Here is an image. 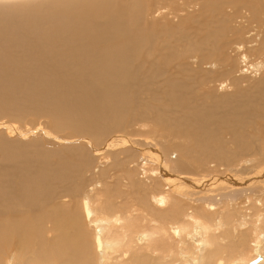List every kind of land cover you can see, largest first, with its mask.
<instances>
[{
    "label": "bare ground",
    "instance_id": "1",
    "mask_svg": "<svg viewBox=\"0 0 264 264\" xmlns=\"http://www.w3.org/2000/svg\"><path fill=\"white\" fill-rule=\"evenodd\" d=\"M206 47L217 78L238 60V77L264 67V0H0V116L23 114L0 121V264H264V86L253 87L255 99L256 89L247 95L235 79L223 110L215 87L199 97L186 56ZM135 100L150 112L163 102L177 108V118L162 110L158 121L185 138L187 164L169 170L151 151L160 143L128 135ZM41 116L75 135L18 123ZM15 136L48 142L17 141L19 150L39 148L20 153ZM210 160L217 165L208 168ZM120 164L126 191L106 180ZM213 191L228 199L226 212H211ZM237 192L257 195L237 202Z\"/></svg>",
    "mask_w": 264,
    "mask_h": 264
},
{
    "label": "rangeland",
    "instance_id": "2",
    "mask_svg": "<svg viewBox=\"0 0 264 264\" xmlns=\"http://www.w3.org/2000/svg\"><path fill=\"white\" fill-rule=\"evenodd\" d=\"M259 5H260V2H258L257 3V8H258V12H259V15H260V13H261V11H260V9H259ZM181 13H184V11L182 10V11H179V14H181ZM256 15V14H255ZM259 15H256V16H259ZM255 22V21H254ZM179 42H180V44H179ZM178 42V44L181 46H179V45H177V43L176 44H174L175 46H174V49L176 50V51H178V49H179V51L180 50H182L183 51V49H185V48H187V47H183V46H185L183 43L184 42H182L181 43V41H179ZM183 45V46H182ZM180 47V48H179ZM183 47V48H182ZM207 48V47H206ZM208 51H209V49L207 48V49H205V50H199V51H197V52H191L192 53V55H189V54H187V56H186V59H187V61H188V63L189 64H192V66H193V69L191 70V73H193L192 75H190V73L189 72H185L184 71V69H185V66H184V64H182V68H183V73H181L180 75H182V76H180V78L179 79H181L182 81H184V83H186L185 81H187L188 79H186V77L188 78V77H190V76H192V78H193V80H198V81H200V83L198 84V88H199V90H198V95H199V97H202L203 96V98H204V96H205V94H210L211 92H213V90H214V87L217 89V91H218V93H222V92H224V93H228V92H231V91H234V89H235V86H234V80L235 79H239L240 81H241V85L243 86V88H244V93L245 94H247V95H250V94H252L253 92L255 93H253V95H250V97H252V98H258V96H259V91L257 90L258 88L256 87V88H254V89H256V91L253 89V87H255V86H258V84H262V86H264V84L262 83V82H264V67H262V68H260V69H257V68H253V67H250V71L249 72H247L246 73V76H244V77H238L237 75H236V73H237V68L239 67V64H240V60H238V64H237V67L236 68H234V69H232L231 71H229V72H227V73H225L223 76H220V77H216V75L212 72V70H211V68L209 67V66H211L212 64H214L215 63V58H207L206 56H207V53H208ZM233 53H235V52H233ZM190 56H192V57H190ZM202 58V59H201ZM185 59V60H186ZM184 60V59H183ZM249 60H251V59H249ZM190 61V62H189ZM256 62V61H255ZM254 62V60L252 61L251 60V62L250 63H255ZM188 64V65H189ZM190 75V76H189ZM182 77V78H181ZM185 77V78H184ZM184 78V79H183ZM186 79V80H185ZM180 80V81H181ZM222 81H224V85L225 84H227L226 86H223L222 85ZM262 81V82H261ZM256 82V83H255ZM252 84H253V86H252ZM250 86H252V87H250ZM249 88V89H248ZM182 89H184V88H180V90H177L178 91V95H180L181 94V96H178V97H183L182 95H184L185 94V92H186V89H185V91L184 90H182ZM263 89H264V87H263ZM247 90H248V92H249V94H248V92H247ZM253 92H252V91ZM180 92V93H179ZM182 92H183V94H182ZM252 92V93H251ZM151 94V95H150ZM169 93L168 92H162V96L164 97V99H168L169 98V95H168ZM221 95V94H220ZM152 96H154V93H149L148 94V99H150ZM167 96V97H166ZM255 96V97H254ZM209 99H211V97H208V98H206V100H209ZM225 100V98H224V95H223V93H222V96L220 97V100L219 101H221V103H222V105L221 106H219V107H221L220 109L221 110H223V101ZM141 102H143V101H141ZM141 102L140 101H138V100H135V104L137 105V103H138V105L139 106H137L138 107V109H139V107H140V109L139 110H137V113H136V117H137V121H136V123L132 126V127H129V129H130V131L129 132H127L128 133V135L129 136H135L134 134H136V136L137 135H139L140 133H141V137L140 136H138L137 138L139 139V142H142L144 145L146 144V145H148L146 142H148V143H151V144H153V147H154V144L156 145L157 144V146H159L160 144V146L159 147H154V148H151V151L152 150H157V152H160V153H162L161 155H160V153H157V155H158V157L159 158H162L163 159V161H164V163H167V165H168V168H169V170H172V168H174V167H176L175 166V164H177V163H179L180 161H181V159H183L185 162H186V164H187V162H188V159L187 158H180L179 156L181 155V152L184 154V155H186V151L188 150V149H186L185 148V146H187V141L186 140H184L185 138H177L176 136H174V133H175V130L174 129H167V128H165L162 124H160L161 122H159L158 120H159V115L160 114H158V113H161L162 112V110H166L167 111V113H168V115L169 116H171L172 118H177L178 117V113L179 112H177V108L176 107H174L172 104L170 105V103H168L167 104V102H163V104L164 105H162L161 103H158V105H160L159 107H160V111H159V109H158V111L156 110V108H154L151 112L150 111H147V109H148V106H145V104H144V102H143V104H141ZM134 104V106H136ZM140 104H141V106H140ZM165 104H167L166 106H170L171 107V109H170V107H166L165 106ZM146 107V108H145ZM162 107V108H161ZM164 107H166L165 109H164ZM143 108V109H142ZM170 110H169V109ZM176 108V109H175ZM214 108V106H206L205 107V109H206V112L207 111H209V110H211V109H213ZM5 110H7V109H5ZM146 110V111H145ZM259 111V113H261L262 115H264V105L262 106V108H259L258 109ZM139 111V112H138ZM153 111H154V113H153ZM261 111V112H260ZM9 112V111H8ZM147 112V113H146ZM173 112H177L176 114L175 113H173ZM4 112H1V114H3ZM140 113V118H139V116H137L138 114ZM144 113V115H142ZM150 113V114H149ZM8 114V115H7ZM22 114V113H21ZM21 114L19 115V114H17L16 116L15 115H10L9 113H7L6 112V114L4 113L3 115L4 116H0V118L1 117H3V119L1 118L0 119V121L2 122V121H12V120H14V118H17V117H20L21 116ZM178 114V115H177ZM23 115V114H22ZM147 115H150V116H147ZM176 115H177V117H176ZM9 116H15L13 119H11L12 117H9ZM143 116V117H142ZM43 117H44V115H43ZM42 116L41 117H39V118H31V121H29L30 120V118L29 119H27V118H24L23 120H27V121H23L22 119L21 120H19L18 121V123L20 122V124H22L23 125V127H30V126H35V123L37 124V123H39V122H43V123H45V125L47 126H50L51 125V127H50V129H52L53 128V131L55 132H57L58 130H57V128H55V126L53 125L52 126V123H53V120L51 119V117L49 118V117H47V116H45V118H43ZM141 117L143 118V119H141ZM145 118L147 119L146 120V122H144L143 120H145ZM157 119V121L159 122H157L156 121V119ZM10 119V120H9ZM18 119V118H17ZM34 121H33V120ZM36 119V120H35ZM44 119V120H43ZM46 119V120H45ZM48 119V120H47ZM148 119H150V120H148ZM141 121V122H139V121ZM154 120V121H156V123L155 122H152V121ZM30 123H29V122ZM47 121V122H46ZM48 121H49V124H48ZM143 121V122H142ZM147 121H150V122H147ZM0 122V123H1ZM24 122V123H23ZM28 122V123H27ZM33 122V123H32ZM35 122V123H34ZM144 123L147 125L146 127H145V125H144ZM154 123V124H153ZM34 124V125H33ZM135 125H136V127H135ZM142 125H143V127H142ZM148 125L149 126H151V127H148ZM158 125H160V127H158ZM155 126H157L158 128H156ZM162 126V127H161ZM135 128V129H134ZM138 128V129H137ZM141 128V129H140ZM153 128H155V129H153ZM163 129V131H164V133H163V131H162V129ZM264 128V125L262 126L261 125V129H263ZM139 130L138 132H137V130ZM152 130V132L150 131V130ZM169 131H167V130ZM247 129L248 130H253V127L252 126H248L247 127ZM66 132L64 133V131H65V129L64 130H59V132L60 133H58V134H61V135H68V136H74L75 135V133L72 131V129H69V128H66ZM71 131V133L69 132V131ZM156 131L157 130V134L154 132V131ZM161 130V131H160ZM226 129H224L223 131H225ZM63 131V132H62ZM136 133H135V132ZM141 131V132H140ZM262 131V135H261V144H262V147H263V149H264V143H263V140H264V129L263 130H261ZM140 132V133H139ZM147 134V135H150V137H148V136H146L145 135V133ZM148 132H151V133H148ZM163 134V135H161V133ZM167 132V133H166ZM70 133V134H69ZM133 135H132V134ZM144 133V134H143ZM153 133H155L154 135H156V136H152V134ZM172 133V134H171ZM159 134V136L157 137V135ZM166 134H168V136H169V134H170V136H169V138L171 139V140H166V138L165 137H167V139H169L168 138V136H166ZM36 135V134H35ZM160 135H161V138H160ZM146 138V142H145V138ZM152 136V137H151ZM171 136H173L172 138H171ZM33 137V138H32ZM36 137H38V138H36ZM148 137V138H147ZM164 137V138H163ZM32 138V139H31ZM134 139H136V140H138L137 138H135V137H133ZM175 138H176V140H175ZM31 139V140H30ZM45 141V140H41L42 139V137L41 136H31V137H29L27 140L25 139H21V138H16V136L12 139V140H10L11 142H13L14 144H16L17 143V141L18 142H20L21 140H22V142H24V141H27V142H31L32 140V142L31 143H29L30 144V146H31V144L32 145H34L35 144V142L34 141ZM150 139V140H149ZM152 139V140H151ZM163 139V140H162ZM173 139H174V141H173ZM178 139V140H177ZM181 140H183V141H181ZM170 141H173V142H170ZM178 141H179V143H178ZM181 141V142H180ZM45 142H48V140H46ZM145 142V143H144ZM154 142V143H153ZM163 142H164V144H163ZM174 142H175V148H178L179 146H180V148H178V149H176V154H175V149H173V151L171 152V150H172V148H173V145H171V143L172 144H174ZM160 143V144H159ZM168 145H167V144ZM184 143V144H183ZM19 144H21V143H17L16 145L18 146ZM29 144L27 143V145H25V146H23L22 148H21V150L23 151H21V150H19V148L21 147L20 145L18 146V150H19V152L20 153H25L26 151L25 150H29L30 152L32 151V152H35V151H38L39 150V148H37V147H34V148H29ZM163 144V145H162ZM178 144H179V146H178ZM186 144V145H185ZM171 145V146H170ZM183 145V146H182ZM152 146V145H151ZM162 146V147H161ZM164 146V147H163ZM166 146H169V147H167L166 148ZM32 147V146H31ZM161 147V148H160ZM182 147V148H181ZM144 148L145 149H150V146H148V147H146V146H144ZM164 148V149H163ZM183 148H185V152L182 150ZM36 149V150H35ZM169 150V152L167 151V150ZM164 150H166L167 152H168V154L165 152V155L166 156H164V154H163V152L162 151H164ZM178 150H180V151H178ZM178 152H179V154H178ZM169 154H172V155H169ZM169 155V156H168ZM188 155V154H187ZM162 156H164V158L162 157ZM178 156V157H177ZM177 157V158H176ZM137 159H135V162H136V165H134V163H132L130 166H131V169H132V171H134V167H135V169L138 171V163L140 162V158H138V157H136ZM248 158H250V157H248ZM131 159V158H130ZM166 161H165V160ZM174 159V160H173ZM177 159V161H176V163H175V160ZM179 160V161H178ZM171 161H172V163H171ZM264 164V163H263ZM262 164V165H263ZM99 165V164H98ZM215 165H217V163L215 162V161H211L210 160V162H208V164H207V166H208V168H212V167H214ZM261 165V166H262ZM137 166V167H136ZM260 166V167H261ZM117 167V168H116ZM151 167H152V165H151ZM179 167H183L182 165H181V163H180V166ZM263 167V168H262ZM261 167V169H264V166H262ZM115 168V169H114ZM185 168V167H184ZM127 166H125L124 168H122V165L120 164L119 166L118 165H114L113 166V169H112V172H114V174H115V179H113V180H109V179H106V180H108L109 181V186H108V188H110V189H114L116 186H120L121 188H122V190H124V191H126V190H129V188L127 187V186H123V185H120L119 184V180L118 179H120V180H122V181H124V182H127V180H126V174L124 173V171H127ZM186 169V168H185ZM98 170V169H97ZM96 170V171H97ZM123 170V171H122ZM212 174H210V175H212V176H214V175H216V173H218L217 171H210ZM210 172H207L208 174L210 173ZM214 172H216V173H214ZM219 172H221V171H219ZM207 173H205V177H206V174ZM139 174H140V172H139ZM150 173H148V175H149ZM207 174V176H208V178L210 177V178H212V176H210V175H208ZM247 176H249V175H247ZM263 176H264V173H263ZM140 177H143V179H144V176L141 174L140 175ZM243 177V176H242ZM87 178V177H86ZM243 178H245V176L243 177ZM247 178V177H246ZM261 178H263V180H264V177H261ZM248 179V178H247ZM246 179V180H247ZM116 180V181H115ZM126 180V181H125ZM245 180V179H244ZM103 181H105V178L103 177ZM259 183H262V184H264V181H262L261 179L259 180ZM263 186V185H262ZM109 189V190H110ZM219 191L221 192L222 190H221V188H219ZM215 191H213V195H212V197H206L207 198V200H206V203H208V202H211V203H209V204H211V212H215V211H219V210H221V211H223V212H226V208L225 207H223L224 206V203H225V201L227 202L228 201V199H221L218 195L219 194H217L218 193V191H217V193L215 192ZM256 192L257 193H259V191H257L256 190ZM256 192H252V193H254V194H252V193H250V192H247L248 194H246L248 197H250L251 196V198H253V197H255V195H257V194H255ZM211 194H212V192H211ZM237 194H238V197H237V199L238 200H236L237 202H242L243 200H245V198L247 197L246 195H245V193H238L237 192ZM237 194H235L236 196H237ZM242 195V196H241ZM240 197H243V198H240ZM129 198H132V199H129ZM128 198V200L131 202V203H135V197L134 196H132V197H129ZM203 198H205V196L203 197ZM202 198V199H203ZM217 198V201L215 202V201H213L214 199H216ZM240 198V199H239ZM210 199H213V200H210ZM199 202V203H198ZM198 202H195V204L196 205H198V206H202V204H204L205 202H204V200H201V201H198ZM213 202H215V205H214V203ZM198 203V204H197ZM220 203H221V205H220ZM216 205H217V207H216ZM223 208V209H222ZM225 209V210H224ZM139 220H142V221H144L145 219L144 218H140ZM138 220V221H139ZM232 225V226H231ZM228 224V226L226 225V229H228L229 231H233V230H235V227H234V225L233 224ZM220 228L219 230H217V232L218 233H221V232H223L224 231V229L225 228ZM139 232V231H138ZM236 232V231H235ZM228 241V238H226L225 237V239H224V241ZM229 240H230V238H229ZM250 244H252V242L250 243ZM259 258V262L257 263V264H259L260 263V261H261V258L260 257H258ZM257 258V259H258ZM221 264H222V262H221Z\"/></svg>",
    "mask_w": 264,
    "mask_h": 264
},
{
    "label": "water",
    "instance_id": "3",
    "mask_svg": "<svg viewBox=\"0 0 264 264\" xmlns=\"http://www.w3.org/2000/svg\"><path fill=\"white\" fill-rule=\"evenodd\" d=\"M258 262H259V258L251 261L250 264H257Z\"/></svg>",
    "mask_w": 264,
    "mask_h": 264
}]
</instances>
